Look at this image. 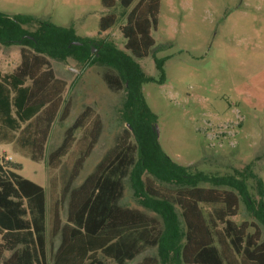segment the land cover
<instances>
[{"label": "trees", "instance_id": "trees-1", "mask_svg": "<svg viewBox=\"0 0 264 264\" xmlns=\"http://www.w3.org/2000/svg\"><path fill=\"white\" fill-rule=\"evenodd\" d=\"M115 2L101 0L106 9ZM119 4L129 9L119 26L123 50L98 41L94 55L92 45L82 44L70 27L0 13V45L20 46V64L10 73L0 70V144L38 162L44 159L53 123L69 116L63 99L67 82L55 76L48 58L79 64L90 60L114 70L103 79L111 91L124 92L121 115L128 126L77 187L73 183L100 135V117L89 106L47 156L48 192L19 174L18 167L0 161V264H48V243L58 236L53 264H104L101 256L126 264L146 247L156 248L157 256L138 264H264L261 178L251 164L209 174L198 166L179 165L161 150L153 127L156 115L142 87L164 82L165 58L154 60L158 80L136 61L155 46L161 0ZM116 22L114 13L101 17L99 34ZM127 177L139 205L151 214L118 205ZM241 200L257 223L232 220Z\"/></svg>", "mask_w": 264, "mask_h": 264}, {"label": "rangeland", "instance_id": "rangeland-1", "mask_svg": "<svg viewBox=\"0 0 264 264\" xmlns=\"http://www.w3.org/2000/svg\"><path fill=\"white\" fill-rule=\"evenodd\" d=\"M119 1L106 9L101 0H0V13L9 17L29 15L58 27H70L82 44L92 45L94 55L98 41L123 50L119 26L129 9L124 10ZM108 13H114L117 22L99 34L100 18ZM153 37L151 53L136 61L147 76L158 80L154 60L165 58L164 82H147L142 87L156 115L161 150L175 163L198 166L209 174L232 173L251 164L264 184V0H161ZM48 61L55 76L67 82L63 99L69 103V116L53 123L44 159L38 162L14 152L10 145L0 144V161L18 167L19 174L47 192V156L61 145L66 130L85 107L99 115L100 135L73 187L95 170L128 127L121 115L124 92L111 91L103 79L106 72L114 70L90 60L83 64L70 58ZM19 64L20 46L0 45V70L10 73ZM80 135L81 130H77L76 138ZM130 141L134 142L133 137ZM123 185L118 205L151 214L139 205L128 177ZM66 214L65 203L63 223ZM232 220L237 224L257 223L242 200ZM259 226L263 241L264 227ZM59 244V236L48 243V264H53ZM143 256H157V249L144 248L133 263ZM100 258L104 264H116Z\"/></svg>", "mask_w": 264, "mask_h": 264}, {"label": "crops", "instance_id": "crops-1", "mask_svg": "<svg viewBox=\"0 0 264 264\" xmlns=\"http://www.w3.org/2000/svg\"><path fill=\"white\" fill-rule=\"evenodd\" d=\"M140 254H141V253H140ZM140 254H139V255H140ZM139 255H137L136 257H139ZM136 257H135V258H136ZM144 257H146V256L140 257V261H138V262H137V263H135V264H138V263H140ZM135 258H134L133 260H131V261H128L127 263H128V264H132V263H133V261L135 260ZM127 263H126V264H127ZM133 264H134V263H133Z\"/></svg>", "mask_w": 264, "mask_h": 264}, {"label": "water", "instance_id": "water-1", "mask_svg": "<svg viewBox=\"0 0 264 264\" xmlns=\"http://www.w3.org/2000/svg\"><path fill=\"white\" fill-rule=\"evenodd\" d=\"M154 131H155V133H156V136H157V138H158V128H157V126H156V124H154Z\"/></svg>", "mask_w": 264, "mask_h": 264}]
</instances>
